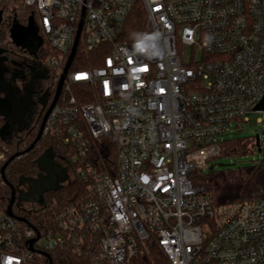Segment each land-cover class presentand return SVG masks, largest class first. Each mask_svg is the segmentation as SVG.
Returning <instances> with one entry per match:
<instances>
[{
    "label": "built area",
    "instance_id": "obj_1",
    "mask_svg": "<svg viewBox=\"0 0 264 264\" xmlns=\"http://www.w3.org/2000/svg\"><path fill=\"white\" fill-rule=\"evenodd\" d=\"M24 2L38 12L46 65L60 78L80 27L71 66L79 50L99 51L80 60L98 65L70 66L42 134L62 140L69 177L88 193L43 234L22 230L0 201V264H39L89 234L104 264H126L151 237L172 264H264V199L216 206L194 183L234 125L254 112L264 122L255 110L264 94V0ZM137 4L144 20L133 22ZM102 138L118 142L116 168L98 163ZM5 159L0 148V175Z\"/></svg>",
    "mask_w": 264,
    "mask_h": 264
},
{
    "label": "trees",
    "instance_id": "obj_2",
    "mask_svg": "<svg viewBox=\"0 0 264 264\" xmlns=\"http://www.w3.org/2000/svg\"><path fill=\"white\" fill-rule=\"evenodd\" d=\"M18 3L19 0H13ZM24 6H27L23 2ZM39 20V15L34 7L27 6ZM132 20L136 18L144 20V13L140 4L134 7ZM142 29V28H141ZM136 34H138L137 29ZM5 46L11 42L7 35L0 38ZM80 51V52H79ZM78 51L81 54L77 62H73L71 69L90 67L98 65L95 60L81 62V58H93L99 51L89 54ZM50 49L43 48V55L47 59ZM77 58V57H76ZM54 74L56 73L53 70ZM56 88L60 75L56 73ZM42 120L31 118L25 125L13 124L11 131L5 136L1 135V128L6 123V119L0 116V148L6 159L3 164L13 155L17 154L6 167L5 176L0 175V201L2 208L7 211L12 197V187L19 189L21 180L24 177H38L42 168L38 159L48 149L52 148L60 164L66 167L68 156L66 147L62 140L54 136H41L34 147L27 150L37 138L41 128ZM262 144V142H261ZM262 147V145H261ZM259 150L256 143V135L246 137H228L222 143V150L216 158L223 156L232 157L244 155ZM96 154L98 163L102 169L116 168L118 163V142L113 138H102L96 141ZM97 163V164H98ZM194 183L203 186L207 192L212 194L214 204L223 206L236 202H246L264 199V156L253 164L245 166H223L218 169L208 171L198 170L194 174ZM88 193V185L81 179H64L57 189H51L44 194L43 203L18 204V200L13 205L14 213L17 216L25 217L26 221H20L22 230L30 226L38 228L43 234L56 224V214L66 205L73 201L85 199ZM39 264H104L101 258V247L95 236L89 234L81 242H66L53 248L49 256L40 258ZM126 264H172L163 248L153 238H149L142 243V250L132 257Z\"/></svg>",
    "mask_w": 264,
    "mask_h": 264
},
{
    "label": "flooded vegetation",
    "instance_id": "obj_3",
    "mask_svg": "<svg viewBox=\"0 0 264 264\" xmlns=\"http://www.w3.org/2000/svg\"><path fill=\"white\" fill-rule=\"evenodd\" d=\"M0 12H2L0 38L7 35L11 39L7 46L0 41V49H2L0 51V88L2 89L0 98L5 97L8 90L13 101V115L8 119L11 125L18 124L19 126L25 125L31 118H35L37 121L44 120L57 92L55 86L57 72L54 74L53 70L46 65V59L42 53L43 48L47 46L46 40L39 29L43 43L37 53L32 54L28 49L15 44L11 38V28L15 21L27 25L30 16L33 15L39 23L38 18L27 6L11 7L6 0H0ZM0 116L5 118L1 114ZM20 117L19 122L17 119ZM55 159L62 172L66 167L60 164L56 154ZM40 174L43 175V180L38 183L41 186L47 182L49 174L45 169H42ZM29 178L21 183L19 189L13 185L17 196L27 192L24 186H28L30 191L32 190L31 184L37 177ZM63 178L65 176L60 177L59 173L55 185H61ZM60 180L61 182H59ZM29 202L21 201L20 204L25 205Z\"/></svg>",
    "mask_w": 264,
    "mask_h": 264
},
{
    "label": "water",
    "instance_id": "obj_4",
    "mask_svg": "<svg viewBox=\"0 0 264 264\" xmlns=\"http://www.w3.org/2000/svg\"><path fill=\"white\" fill-rule=\"evenodd\" d=\"M2 20V12H0V22ZM39 23L36 21L35 17L32 15L30 16L29 18V22L27 25H23L21 23H19L18 21H15L12 28H11V38L13 40V42L23 48H26L28 49L32 54H36L37 51L39 50V48L41 47L42 43H43V39L41 37V35L39 34ZM80 30H81V27L77 33V36H76V40H75V43L73 45V48H72V52L69 56V59L66 63V66L64 68V71H63V74L61 75V78L59 80V83H58V87H57V92H56V95L54 97V100L51 104V106L49 107L46 115H45V118L41 124V128L39 130V133H38V136L37 138L34 140V142L31 144V146L27 149H31L32 147H34L35 143L41 138L42 134H43V129H44V126H45V123H46V119L51 111V109L53 108V106L55 105L60 93H61V90H62V86H63V83H64V80H65V77L67 75V72L71 66V63L73 61V58L75 56V53H76V50H77V45H78V41H79V36H80ZM2 49H0L1 51ZM0 91H2V89L0 88ZM6 96L5 97H2L0 98V109H1V106L3 104H5V112L4 113H1V115H3L6 119V123L3 125V127L1 128V135L2 136H5L6 134H8L11 129H12V125L9 121V116H12L13 115V110H12V106H13V101L11 99V96H10V92L7 90L6 92ZM255 110L256 111H263L264 110V94L261 98V100L256 104L255 106ZM21 119L18 118L17 120L19 121ZM20 122V121H19ZM256 143H257V147L259 149V151H262V147H261V137L259 134L256 135ZM17 154L11 156L2 166L1 168V172H2V175L4 177V180L7 181L6 179V176H5V170H6V167L7 165L9 164V162L14 159L16 157ZM38 163L40 164V167L42 169H45L47 172H48V180L45 184L43 185H39L38 183H41V181L43 180V175L40 174L36 179H35V182H33L31 184L32 186V190L30 192H24V193H21L20 195H16V190L15 188L13 187V185H11L12 187V197H11V201H10V204L7 208V213L11 216H14L16 217L18 220L20 221H26V218L25 217H20V216H17L15 213H14V210H13V205L14 203L16 202V200H18V204L21 203V201H30V202H41V204L43 203V200H44V194L45 192L51 190V189H57L60 187V185H55L56 181H57V178H58V174L61 173V168H60V165L59 163L56 161L55 159V152L52 148L48 149L42 156H40V158L38 159ZM216 166L215 163L211 164L210 166V169H214ZM218 166L220 167H223V166H230V164H227V163H223V162H220L218 163ZM66 170V168L64 169ZM69 176H65L64 179L68 178ZM26 178H29V177H24L22 178L21 180V183L26 179ZM30 179V178H29ZM61 182V180L59 181ZM32 193L33 195V199L30 198L29 194ZM37 238H34L32 240H30V243H31V247H33V243L35 242Z\"/></svg>",
    "mask_w": 264,
    "mask_h": 264
},
{
    "label": "rangeland",
    "instance_id": "obj_5",
    "mask_svg": "<svg viewBox=\"0 0 264 264\" xmlns=\"http://www.w3.org/2000/svg\"><path fill=\"white\" fill-rule=\"evenodd\" d=\"M6 1L9 3L11 7L24 6L23 4L24 0H19L17 4L14 3L13 0H6ZM190 53H191L190 49L188 48L184 49L185 56L189 55ZM0 112L1 113L5 112V104L1 106ZM258 116H259V113L257 112L250 113L249 114L250 121L242 122L239 128L235 127L234 125V129L228 135V137H246V136L259 134L261 137V142H262L261 144L262 151L256 150L254 152H250L244 155H238V156H232V157L223 156L220 158H216L214 160V163L216 164L215 166L216 169L220 168V166H218V163L220 162L230 164V166L232 167H238V166H245V165L256 163L263 158L264 156V122H258L257 121ZM208 170L209 168H206L204 171H208ZM67 175H68L67 170H63L60 173V177L67 176ZM24 187L25 189H27V192H30V189L28 188V186H24ZM29 196L31 199H33L32 193H30ZM39 204H41V202H39Z\"/></svg>",
    "mask_w": 264,
    "mask_h": 264
}]
</instances>
